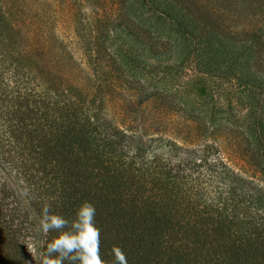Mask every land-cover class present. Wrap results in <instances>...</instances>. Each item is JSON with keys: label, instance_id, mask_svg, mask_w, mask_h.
<instances>
[{"label": "trees", "instance_id": "obj_1", "mask_svg": "<svg viewBox=\"0 0 264 264\" xmlns=\"http://www.w3.org/2000/svg\"><path fill=\"white\" fill-rule=\"evenodd\" d=\"M109 1L130 39L93 40L82 72L35 0H0V164L14 180L0 171V264H41L27 247L45 253L56 234L39 228L43 207L71 221L84 201L105 264L115 246L127 264H264V184L228 158L264 176V0H222L226 25L195 0ZM135 2L186 9L176 31L189 40L155 34L128 13ZM197 80L204 105L226 82L245 105L187 109L177 95Z\"/></svg>", "mask_w": 264, "mask_h": 264}, {"label": "rangeland", "instance_id": "obj_2", "mask_svg": "<svg viewBox=\"0 0 264 264\" xmlns=\"http://www.w3.org/2000/svg\"><path fill=\"white\" fill-rule=\"evenodd\" d=\"M197 2V6L205 5V10L198 7L199 11L206 12L207 15L211 17L215 16L217 12L220 14L218 17L219 22L223 23L222 25H226V22H230L232 18H236V16H231L233 13L230 10H227V0L222 2H215L214 0H195ZM233 1L234 7L235 4L239 5V0H228ZM106 2V3H105ZM156 2V0H154ZM35 5L42 11L48 12V19L50 25L55 28V32L57 34L58 41L66 44L68 50L72 53V58L75 60L76 64L80 66L82 72H92V70L88 68H84L86 65V58H88L89 51L87 50L89 45L93 40H105L106 43H113L114 41H119L121 39H126L129 41L130 37L126 36L124 33L122 35L116 36V32L118 28L116 26L118 22V14L119 12L114 10L111 6V1L109 0H35ZM226 5V6H225ZM20 8L23 7L22 3L18 5ZM128 13L135 18L136 20H140L142 22L147 23L151 26V28L155 31V34L161 35V37H171L174 39L177 37L181 42L185 43L189 40V38H184V34L181 32H177L178 28L190 27L188 23V15H186V9L173 8L172 6L169 8L163 7L167 11L166 13L161 14L159 16L155 14H149L145 6H140L139 3L135 2L133 4H129ZM67 9H74L77 12L78 18H69L67 19V15L65 17L60 16L58 13L61 11H67ZM94 18L92 25L88 23V17ZM179 20V25L175 23V20ZM233 23H238L239 27L241 24V20H236ZM107 29L109 30L108 34ZM151 29V30H152ZM184 38V39H183ZM88 46V47H87ZM85 52V53H84ZM87 55V56H86ZM196 52L190 53V55L185 57V70L188 75H194L192 73V67L196 66ZM180 58H182L180 56ZM190 60H188V59ZM170 61H172L170 59ZM174 61V60H173ZM172 61V62H173ZM171 62V63H172ZM175 62V61H174ZM82 67V68H81ZM183 70V69H182ZM194 72V71H193ZM103 74H106V69ZM208 77H213L214 75L207 74ZM187 79V77H185ZM184 78V79H185ZM181 79H179L180 81ZM199 84L197 87L193 89H188L187 87L180 89L177 99L178 101L185 106L187 109H198L202 110L205 106L211 107V104L216 103V105H221L225 109L229 106H234L236 108H243L245 105V87L242 84H238L237 82H226L222 84V90L219 91L221 96H215L218 99L212 100L205 104V94L207 90L202 86L201 81L197 80ZM209 82L207 83V85ZM242 97V100H238L237 98ZM238 102V103H237ZM239 106V107H238ZM220 115V114H219ZM200 145V144H199ZM239 154V153H238ZM227 156H231L230 154ZM231 159L232 164L235 166L238 171L244 175L245 177L252 179L256 182L264 184V176H261L260 173H257L255 169L250 167L245 161L238 159V157H228ZM0 171H2V175L7 179L14 182L11 174L7 171L4 165L0 164ZM18 189V188H17ZM20 193V192H19ZM21 195V193H20ZM22 197V196H21ZM31 241V240H30ZM29 241L27 249L29 250L30 256L39 258V252L30 251V245L32 243ZM34 260V259H33Z\"/></svg>", "mask_w": 264, "mask_h": 264}, {"label": "clouds", "instance_id": "obj_3", "mask_svg": "<svg viewBox=\"0 0 264 264\" xmlns=\"http://www.w3.org/2000/svg\"><path fill=\"white\" fill-rule=\"evenodd\" d=\"M96 209L88 201L82 202L75 212V218L68 220L53 212L51 205L42 209L39 228L47 234H56L47 244V251L40 253L41 264H105L100 255V230L95 222ZM30 251L35 247L30 245ZM115 264H127L123 250L115 246L112 249Z\"/></svg>", "mask_w": 264, "mask_h": 264}]
</instances>
